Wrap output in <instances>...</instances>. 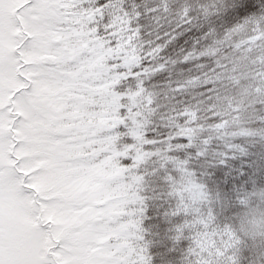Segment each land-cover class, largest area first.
<instances>
[{
	"label": "snow or ice",
	"instance_id": "6c2138e0",
	"mask_svg": "<svg viewBox=\"0 0 264 264\" xmlns=\"http://www.w3.org/2000/svg\"><path fill=\"white\" fill-rule=\"evenodd\" d=\"M0 264H264V0H0Z\"/></svg>",
	"mask_w": 264,
	"mask_h": 264
}]
</instances>
